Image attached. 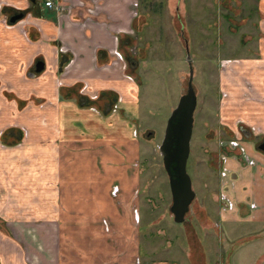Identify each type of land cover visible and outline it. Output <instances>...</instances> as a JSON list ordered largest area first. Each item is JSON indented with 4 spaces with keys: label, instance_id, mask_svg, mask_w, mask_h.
<instances>
[{
    "label": "crops",
    "instance_id": "0c3cea01",
    "mask_svg": "<svg viewBox=\"0 0 264 264\" xmlns=\"http://www.w3.org/2000/svg\"><path fill=\"white\" fill-rule=\"evenodd\" d=\"M44 1L0 0V135L20 137L0 142V264H264L260 165L229 161L239 170L234 208L220 210L216 192L212 209L197 202L180 224L182 242L151 230L157 210L167 221L172 215L169 206L152 205L147 186L129 167L138 138L127 120L137 117V98L112 55L131 39L137 14H130L131 0ZM14 10L22 17L9 22ZM254 28V51L240 60L244 78L237 88L227 86L220 123L231 127L237 120L259 129L248 148L261 164L264 0L255 1ZM81 84L98 98L86 99ZM110 93L125 100L116 115L102 119L87 105L106 111ZM120 110L133 116L122 119Z\"/></svg>",
    "mask_w": 264,
    "mask_h": 264
},
{
    "label": "rangeland",
    "instance_id": "374dc122",
    "mask_svg": "<svg viewBox=\"0 0 264 264\" xmlns=\"http://www.w3.org/2000/svg\"><path fill=\"white\" fill-rule=\"evenodd\" d=\"M255 1L131 0L130 14L137 13L130 32L131 39L125 50L112 51L115 60L113 65L117 66L119 76L133 85L132 97L137 98L136 118L132 117L130 111L120 110L122 114L118 115L122 119L132 117L127 122L132 123L128 125L134 128V136L138 138V143L132 150L134 159L128 164L134 174H138V180L147 186L146 194L152 205L162 208L170 205V193L158 145L163 136L166 118L185 91L188 76L186 53L189 55L192 68L191 85L196 103L192 113V130L185 163L194 193L188 206L190 211L187 210L184 214V219L187 220L199 201L208 202L206 207L213 208L211 196L218 193L221 185L234 202V181L239 170L238 165L230 168L229 161L251 168L258 165L264 167V163L259 164L261 161L254 158L248 148L254 147L253 137L261 133L259 129H251L252 126L237 120L231 127L220 123L221 110L229 97L227 86L229 91L237 88L238 80L244 78L240 73V60L244 55H252L254 51ZM78 4L82 5V1L79 0ZM85 10L88 14H93L92 8ZM86 84L80 85V92L94 94L89 92L92 90ZM249 92H242V95L251 98L253 94ZM98 95L96 94V99ZM85 98L90 100L87 95ZM124 100L122 94L110 93L106 98V111L99 110L98 106H87L104 119L106 115H116ZM11 101L14 103L13 98ZM233 135L240 138L241 149L233 150V155L223 162L219 155L223 151L220 143L226 142ZM15 138L9 139L8 135H0V142L13 143ZM119 150V153L122 152V147L119 146ZM245 157L251 162L247 163ZM222 166L227 168L228 174H224L225 177H222L219 185L218 169ZM133 191L136 194L137 190ZM116 192L117 185L113 183L109 194L115 197ZM157 213L158 210L155 214L159 216L158 220L151 227L153 233L161 229L164 232L162 238L173 236L182 242L180 224L183 221L175 223L172 216L167 221ZM133 216H136L135 212ZM187 220L184 223L185 230L189 224ZM160 236L157 235L156 238Z\"/></svg>",
    "mask_w": 264,
    "mask_h": 264
},
{
    "label": "water",
    "instance_id": "95a60500",
    "mask_svg": "<svg viewBox=\"0 0 264 264\" xmlns=\"http://www.w3.org/2000/svg\"><path fill=\"white\" fill-rule=\"evenodd\" d=\"M22 17V12L9 16L8 21L14 22ZM188 76L185 91L179 96L176 105L166 118L163 136L158 145L163 170L167 177L170 193L169 212L175 223H181L188 206L194 197L190 186V179L185 170V163L189 151V139L192 130V113L196 98L192 89V68L189 55L186 53ZM42 68L41 62H36L35 71ZM258 149L264 152V140Z\"/></svg>",
    "mask_w": 264,
    "mask_h": 264
},
{
    "label": "built area",
    "instance_id": "2783aa9c",
    "mask_svg": "<svg viewBox=\"0 0 264 264\" xmlns=\"http://www.w3.org/2000/svg\"><path fill=\"white\" fill-rule=\"evenodd\" d=\"M44 5L45 6H51L52 2L50 0H45ZM86 95L89 99H92V100L96 98V94H92V95L84 94L83 96H86ZM115 110H116V106H114L113 111H115ZM238 122H240V121H238ZM251 129H253V127H251ZM132 132H133L132 134L135 135V130H133ZM239 139L240 138H238V137L235 138V136L233 135L231 138L226 140V142L220 143L221 150H223V151L219 155H221L220 159L223 162L226 161V158H229L230 155H233L232 154L233 150H237V149L240 150L241 149ZM242 152H243V150H242ZM237 155L238 156L240 155V157H241V154H239V152H237ZM234 156H236V154H234ZM244 159L246 160L247 163L251 162V160L248 157H245ZM223 165H225V164L223 163ZM226 169L227 168H225V166H222L220 169H218L219 185H221L220 182H221L222 177H225L224 174L225 173L228 174V171ZM216 196H217V202L219 204L220 210H222V211L227 210L228 211V210H231L234 208V206H235L234 202L232 201V199L230 197H228V194H226V191L222 188V185H221L220 190L216 194ZM249 207L252 208L253 204L250 203Z\"/></svg>",
    "mask_w": 264,
    "mask_h": 264
},
{
    "label": "flooded vegetation",
    "instance_id": "af4514ba",
    "mask_svg": "<svg viewBox=\"0 0 264 264\" xmlns=\"http://www.w3.org/2000/svg\"><path fill=\"white\" fill-rule=\"evenodd\" d=\"M18 12H22V11H21V10H16V11L14 10V12H12L11 15H12V14H15V13H18ZM22 14H23V12H22ZM11 15H10V16H11Z\"/></svg>",
    "mask_w": 264,
    "mask_h": 264
},
{
    "label": "trees",
    "instance_id": "16d2710c",
    "mask_svg": "<svg viewBox=\"0 0 264 264\" xmlns=\"http://www.w3.org/2000/svg\"><path fill=\"white\" fill-rule=\"evenodd\" d=\"M19 138H20L19 136H18V137H16V138H15V141H17ZM11 143H12V142H11ZM11 143H9V144H11ZM13 143H14V142H13Z\"/></svg>",
    "mask_w": 264,
    "mask_h": 264
}]
</instances>
